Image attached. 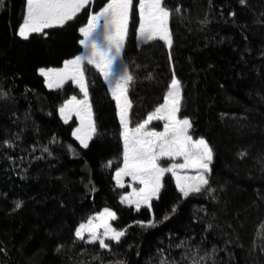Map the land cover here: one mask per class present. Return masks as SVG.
<instances>
[{
	"label": "trees",
	"instance_id": "16d2710c",
	"mask_svg": "<svg viewBox=\"0 0 264 264\" xmlns=\"http://www.w3.org/2000/svg\"><path fill=\"white\" fill-rule=\"evenodd\" d=\"M106 2L28 39L18 35L26 0L0 5V264H264V0H166L180 9L169 22L171 48L162 39L137 42L133 0L123 51L136 76L130 126L163 102L175 75L179 115L214 152L205 190L185 197L168 176L140 210L119 201L113 180L122 129L102 75L86 65L97 131L84 148L72 135L75 120L59 115L77 87L48 89L39 73L82 52L79 28ZM106 207L125 232L112 251L75 236ZM153 216L161 221L154 227L139 224Z\"/></svg>",
	"mask_w": 264,
	"mask_h": 264
},
{
	"label": "snow or ice",
	"instance_id": "6c2138e0",
	"mask_svg": "<svg viewBox=\"0 0 264 264\" xmlns=\"http://www.w3.org/2000/svg\"><path fill=\"white\" fill-rule=\"evenodd\" d=\"M240 2L244 4L246 0ZM3 3L4 0H0V5ZM92 3L93 0H26V15L19 25L18 35L24 39H28L34 33L47 36L46 29L66 25ZM133 9V0H107L98 11H91L87 22L79 28L82 34L79 44L83 46L84 51L65 60L63 68L41 67L39 71L45 76L49 88H59L66 81L71 80L83 92V98L72 95L70 99L65 100L60 105L59 112L65 121L72 112L79 116L80 125L73 130L72 135L84 148L89 147V141L97 131L86 65L94 66L108 82L116 100L123 137V166L117 168L116 180L122 185V178L130 176L133 181H139L143 185L139 189H133V193L121 197L122 201L128 204L134 203L139 208L142 203L151 207L152 198L158 195L166 172H171L176 177L177 187L185 197L193 192L200 193L205 190L209 185L208 174L212 172L214 152L203 136L198 139L193 138L190 132L193 127L192 120L186 115L182 117L179 115L184 96L181 81L175 75L164 102L154 111H150L146 119L136 123L134 127L130 126L132 100L129 98V88L136 76L129 70L127 64H123V51ZM138 11L137 31L140 38L152 41L159 37L171 48L173 36L169 22L173 12H179L180 9L170 8L166 0H139ZM117 61L123 64V69L119 73L115 71ZM3 95L6 97L7 92H3ZM156 120L164 121L163 131H157L156 127H146L151 121ZM162 157H183V163L164 166L161 163ZM181 169L196 171L192 174L181 172ZM132 196H135V199H132ZM22 203L18 201L16 207L20 208ZM116 216L114 210L104 208L102 212L95 213L86 222L79 224L75 230L76 238L86 239L92 243L98 241L101 248L112 251L111 241L119 244L125 235L124 230L110 222ZM167 219L168 215H165L163 220ZM160 222L153 216L152 219L140 220L139 224L142 227H154ZM200 259L202 260L203 257ZM119 264L125 262L120 261ZM193 264L200 262L194 260Z\"/></svg>",
	"mask_w": 264,
	"mask_h": 264
},
{
	"label": "rangeland",
	"instance_id": "374dc122",
	"mask_svg": "<svg viewBox=\"0 0 264 264\" xmlns=\"http://www.w3.org/2000/svg\"><path fill=\"white\" fill-rule=\"evenodd\" d=\"M93 2H94V0H93ZM138 3H139V0H137V2H136V8H137V14H138V19H139V11H138ZM26 15V3H25V10H24V14H23V18H24V16ZM22 22H23V19H22ZM21 22V23H22ZM138 26H139V22H138ZM19 29V28H18ZM137 29H138V27H137ZM136 39H137V42L138 43H143V42H146V40H142L141 38H140V36H139V34H138V31H137V34H136ZM156 39H161V38H159V37H157ZM163 40V39H162ZM166 42V41H165ZM83 47V46H82ZM82 51H84V49L82 48ZM123 64H125L124 62H123ZM123 64L120 62V61H117V63H116V65H115V71L117 72V73H119L120 71H122V69H123ZM63 66H64V64L60 67V68H63ZM39 73H40V71H39ZM41 74V73H40ZM42 75V74H41ZM43 77H44V79H46L45 78V76L44 75H42ZM102 78H103V76H102ZM105 81V80H104ZM68 82H70V83H72L73 85H75L76 87H77V89H78V93L76 94V96L78 97V98H83V92L80 90V88H79V86L77 85V84H75L73 81H71V80H69V81H66L65 83H64V85L66 84V83H68ZM105 83L107 84V86H108V89H109V91H110V94H111V96L113 97V95H112V91H111V88H110V86L108 85V82L107 81H105ZM45 85H46V87L48 88V89H56V88H49L48 86H47V84H46V82H45ZM63 85V86H64ZM63 86H61V87H63ZM60 88V87H59ZM167 94V93H166ZM166 96V95H165ZM71 98V96L68 98V99H70ZM114 98V97H113ZM67 99V100H68ZM114 100H115V98H114ZM163 102H164V100H163ZM162 102V103H163ZM64 103V102H63ZM62 103V104H63ZM115 103H116V100H115ZM161 104V103H160ZM116 108H117V105H116ZM59 115H60V112H59ZM117 115H118V119H119V114H118V108H117ZM60 117H61V119L65 122V123H69V122H71L72 120H75V122H76V124H75V126H74V128H73V130L76 128V127H78L79 125H80V118H79V116L75 113V112H72L71 114H70V116H69V119L67 120V121H65V119L60 115ZM147 118V117H146ZM145 118V119H146ZM119 122H120V120H119ZM121 125V124H120ZM163 125H164V121L163 120H156V121H151L150 122V124L148 125V126H146L147 128H151V127H156V129H157V131H163ZM134 127V126H133ZM121 129H122V126H121ZM73 132V131H72ZM74 137V136H73ZM75 138V137H74ZM76 139V138H75ZM194 139H198V138H194ZM77 140V139H76ZM78 141V140H77ZM122 141H123V137H122ZM90 142V141H89ZM78 143H79V141H78ZM80 144V143H79ZM81 145V144H80ZM82 146V145H81ZM161 163L164 165V166H168L169 164H172V163H177V164H179V163H183V157H162L161 158ZM123 166V150H122V154H121V160L119 161V163L117 164V166L112 170V173H113V180H114V183H115V185H116V187L120 190V196H119V201L121 202V203H123V204H125V205H128V206H132V207H134L135 208V210H140V209H142V208H147V207H149L147 204H141L140 205V207L139 208H137L136 207V205L133 203V204H128V203H126V202H124V201H122L121 200V197L122 196H125V194H131V193H133V189H139V188H141V187H143V185L139 182V181H133L132 180V178L130 177V176H125V177H123L122 178V180H123V183H122V185L121 184H118L117 183V180H116V170H117V168H119V167H122ZM181 172H188V173H192V174H194L195 173V169H181L180 170ZM171 177L172 178V180H173V182H174V185L176 186V188L179 190V188L177 187V184H176V177L171 173V172H166L165 174H164V176H163V178H162V184H163V182H164V180H165V178L166 177ZM180 191V190H179ZM183 194V193H182ZM159 195H160V191H159V193H158V195L157 196H155V197H153L152 198V201L153 200H156L158 197H159ZM132 199H135V196H132ZM151 201V202H152ZM104 209H102V210H100L99 212H102ZM99 212H97V213H99ZM95 214V213H94ZM94 214H92V215H90V216H88L83 222H86L87 221V219L89 218V217H92ZM115 219V218H114ZM114 219H112L110 222L113 224V220ZM114 225V224H113ZM79 226V225H78ZM77 226V227H78ZM103 229H101V231H102ZM85 236H87V233H85ZM107 242V241H106ZM92 243V242H91ZM95 243H98L99 244V242L97 241V242H95Z\"/></svg>",
	"mask_w": 264,
	"mask_h": 264
}]
</instances>
